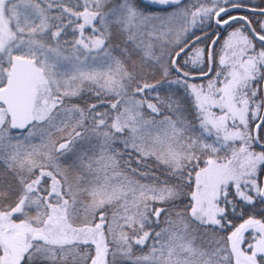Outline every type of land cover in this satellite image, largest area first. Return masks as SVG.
I'll list each match as a JSON object with an SVG mask.
<instances>
[{
    "label": "snow or ice",
    "instance_id": "1",
    "mask_svg": "<svg viewBox=\"0 0 264 264\" xmlns=\"http://www.w3.org/2000/svg\"><path fill=\"white\" fill-rule=\"evenodd\" d=\"M0 264H264V0H0Z\"/></svg>",
    "mask_w": 264,
    "mask_h": 264
}]
</instances>
